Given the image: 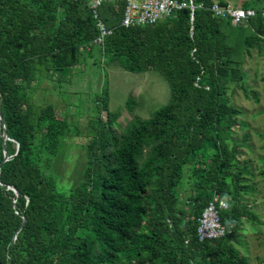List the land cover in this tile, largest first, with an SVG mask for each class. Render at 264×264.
Returning <instances> with one entry per match:
<instances>
[{
  "label": "trees",
  "instance_id": "1",
  "mask_svg": "<svg viewBox=\"0 0 264 264\" xmlns=\"http://www.w3.org/2000/svg\"><path fill=\"white\" fill-rule=\"evenodd\" d=\"M194 2L202 8L193 21L184 9L140 27L121 26L124 0L101 7L114 31L94 45L126 71H158L170 98L121 133L112 127L119 113L107 112L109 122L90 144L91 162L66 194L53 164L67 121L51 105L35 110L29 89L37 75L72 66L80 46L94 43L96 22L84 0H0L7 134L0 140V264H249L232 243L235 220L257 218L239 205L246 187L238 181L250 172L238 164L240 111L226 87L235 82L248 92L238 58L241 50L264 47V9L246 3L256 16L236 26L213 15V0ZM58 8L65 18L58 19ZM189 165L193 221L186 222L177 189ZM215 195L229 203L221 213L227 234L201 242L198 220Z\"/></svg>",
  "mask_w": 264,
  "mask_h": 264
},
{
  "label": "rangeland",
  "instance_id": "2",
  "mask_svg": "<svg viewBox=\"0 0 264 264\" xmlns=\"http://www.w3.org/2000/svg\"><path fill=\"white\" fill-rule=\"evenodd\" d=\"M213 1L237 8L250 3L256 10L264 9V0ZM65 11L63 8L56 11L59 20L65 18ZM237 66L244 74L248 92L235 82L227 84L226 89L230 104L240 111L233 134L242 151L238 164L246 165L250 172L243 176L244 180L238 181V186L246 187V192L239 193V205L257 220L240 215L234 224L237 241L232 243L249 264H264V47L241 50ZM29 90L35 110L51 105L55 113L67 121V133L61 138L59 154L53 164L58 189L66 194L81 181L89 166L90 144L109 122L107 112L119 113L112 127L121 133L134 118L149 119L170 98L169 85L158 71H126L92 42L80 46L72 66L51 70L43 77L37 75ZM104 100L108 103L107 111ZM1 125L0 140L3 141L7 134L5 123ZM191 173V166H186L183 184L177 189L179 208L186 222L193 221Z\"/></svg>",
  "mask_w": 264,
  "mask_h": 264
},
{
  "label": "built area",
  "instance_id": "3",
  "mask_svg": "<svg viewBox=\"0 0 264 264\" xmlns=\"http://www.w3.org/2000/svg\"><path fill=\"white\" fill-rule=\"evenodd\" d=\"M82 1V0H72ZM87 1L96 22L97 35L94 44L102 45L105 40L113 34L114 28L109 27L101 17V7L106 3L116 0H84ZM124 7L121 26L140 27L154 25L178 11L189 9L191 20L194 19L195 10L202 8L196 5L194 0H124ZM211 11L215 17L231 20L234 25H242L250 18L256 16L254 9L237 8L232 5H222L213 1ZM264 15V13H263ZM229 209L227 200L215 195L212 201L204 208L197 226L198 238L201 242L215 240L224 237L227 230L221 221L222 211Z\"/></svg>",
  "mask_w": 264,
  "mask_h": 264
},
{
  "label": "water",
  "instance_id": "4",
  "mask_svg": "<svg viewBox=\"0 0 264 264\" xmlns=\"http://www.w3.org/2000/svg\"><path fill=\"white\" fill-rule=\"evenodd\" d=\"M0 120H1V122L4 124V120H3V118H2V114H1V112H0ZM5 135H6V134H5ZM17 148H18V146H17ZM7 160H8V156L5 155V158H4V160H3L2 163L6 162ZM13 191L17 194V196H19V194H18V192L16 191L15 188H13ZM23 223H24V221H23ZM18 232H19V230H18Z\"/></svg>",
  "mask_w": 264,
  "mask_h": 264
}]
</instances>
